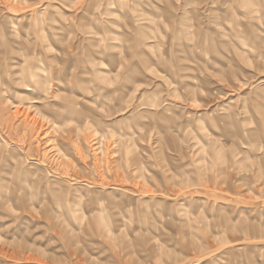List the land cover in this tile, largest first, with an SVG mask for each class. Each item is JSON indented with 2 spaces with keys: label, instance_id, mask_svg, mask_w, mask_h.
<instances>
[{
  "label": "rangeland",
  "instance_id": "rangeland-1",
  "mask_svg": "<svg viewBox=\"0 0 264 264\" xmlns=\"http://www.w3.org/2000/svg\"><path fill=\"white\" fill-rule=\"evenodd\" d=\"M260 79L264 0H0V264H264Z\"/></svg>",
  "mask_w": 264,
  "mask_h": 264
},
{
  "label": "bare ground",
  "instance_id": "bare-ground-1",
  "mask_svg": "<svg viewBox=\"0 0 264 264\" xmlns=\"http://www.w3.org/2000/svg\"><path fill=\"white\" fill-rule=\"evenodd\" d=\"M258 87H264V79H260L259 81H258V85H257ZM68 112H70V113H77L76 111H74V109H72V108H70L69 107V109H68ZM54 126V125H53Z\"/></svg>",
  "mask_w": 264,
  "mask_h": 264
}]
</instances>
